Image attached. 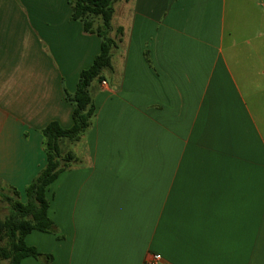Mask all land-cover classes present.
Listing matches in <instances>:
<instances>
[{"label": "crops", "instance_id": "obj_1", "mask_svg": "<svg viewBox=\"0 0 264 264\" xmlns=\"http://www.w3.org/2000/svg\"><path fill=\"white\" fill-rule=\"evenodd\" d=\"M113 27L94 125L48 189L56 231L26 244L50 264H264V0H120ZM100 51L69 0H0V183L22 202Z\"/></svg>", "mask_w": 264, "mask_h": 264}, {"label": "trees", "instance_id": "obj_2", "mask_svg": "<svg viewBox=\"0 0 264 264\" xmlns=\"http://www.w3.org/2000/svg\"><path fill=\"white\" fill-rule=\"evenodd\" d=\"M120 0H69L72 20L82 23L84 32L95 34L101 40V51L92 65L80 73L74 94L65 91V98L74 107L73 127L63 129L57 122L42 131L43 149L47 163L33 182L26 187V201L22 202L17 189L0 183V206H6L7 215H0V263L21 264L33 258L50 264L52 256L39 253L26 244V237L35 232L55 233L56 227L49 217L50 185L72 165L77 158L64 147L76 144L94 125L96 106L94 91L105 80L112 68L115 50L123 36V29L113 27L115 5Z\"/></svg>", "mask_w": 264, "mask_h": 264}, {"label": "rangeland", "instance_id": "obj_3", "mask_svg": "<svg viewBox=\"0 0 264 264\" xmlns=\"http://www.w3.org/2000/svg\"><path fill=\"white\" fill-rule=\"evenodd\" d=\"M7 209H6V206L5 205H1L0 206V215L4 216V215H7ZM0 264H7V262H1ZM24 264H45L43 261H38L36 259H29L27 260Z\"/></svg>", "mask_w": 264, "mask_h": 264}, {"label": "built area", "instance_id": "obj_4", "mask_svg": "<svg viewBox=\"0 0 264 264\" xmlns=\"http://www.w3.org/2000/svg\"><path fill=\"white\" fill-rule=\"evenodd\" d=\"M102 85L107 86V83L105 81H103ZM160 261H161V256L160 255H154L147 260V264H158Z\"/></svg>", "mask_w": 264, "mask_h": 264}]
</instances>
